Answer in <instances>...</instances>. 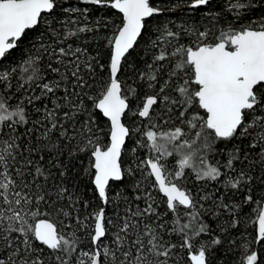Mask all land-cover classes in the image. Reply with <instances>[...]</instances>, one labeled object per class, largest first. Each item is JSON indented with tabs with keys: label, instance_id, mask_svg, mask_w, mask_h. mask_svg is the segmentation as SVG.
Returning <instances> with one entry per match:
<instances>
[{
	"label": "snow or ice",
	"instance_id": "snow-or-ice-1",
	"mask_svg": "<svg viewBox=\"0 0 264 264\" xmlns=\"http://www.w3.org/2000/svg\"><path fill=\"white\" fill-rule=\"evenodd\" d=\"M82 3L115 10L116 19L103 22L104 28L113 30L103 80L97 78L96 69L103 71L105 64L89 56L86 48L67 43L95 30L78 19L86 16L88 7H77L67 0H0V66L28 41L19 61L0 70V264H211L210 248L221 240H200L202 234L212 232L200 211L204 207L200 201L210 197L183 186L187 170L197 181L224 177L227 192L246 190L244 202L258 205L253 209L258 224L254 239L264 242V204L252 195L256 177L250 170L236 167L247 162L251 169L252 152L264 167V21L254 26L225 19L216 33L211 28L182 29L195 36L188 45L179 43V32L165 28L153 47H159L161 39L177 43L171 52L154 54L153 63L141 72L129 58L149 19L176 10L180 3L168 8L154 6L152 0ZM187 3L191 9L208 8L217 23L222 18L211 12L212 0ZM252 9L253 0H225L224 11L233 14V21L242 20L240 10ZM29 33L36 35L30 38ZM45 56L46 65L42 64ZM126 65L133 67L132 83L122 78ZM49 72L55 74L51 79ZM13 80L17 81L15 87ZM144 88L149 91H138ZM14 97L18 102L13 106L9 101ZM82 114H87L83 121ZM129 114L132 120L126 123ZM173 118L184 127L164 129L162 125ZM100 119L108 121L106 146L96 135L103 131ZM188 132L193 133L191 138ZM54 133H59L55 140ZM134 134L142 139L138 137L129 149L127 141ZM61 139L68 145L75 141L68 147L69 158L76 152L89 153L85 172L104 205L114 203L109 195L111 184L136 171L131 166L125 169L122 155L131 151L135 158L138 147L147 149L148 158L140 160L137 169L146 171L143 178L150 179L152 187L166 198V211H158L159 205L146 189L142 209L137 205L133 210L124 200L122 213L119 204L113 209L115 219L107 216L104 207L83 218L66 211L69 207L76 210L79 197L69 193L61 179L67 168L58 162L64 152ZM216 141L224 142L225 147L236 141L223 165L208 160ZM45 152L55 154L57 160L41 166ZM172 156L177 157L176 167L169 171L166 158ZM259 179L264 183V176ZM136 188H140L139 183ZM217 199L221 203L216 207L230 209L223 196ZM83 207H89L87 201ZM169 214V219H162ZM53 215L73 220L76 230L65 235L50 218ZM238 223L232 219L229 226ZM221 229L227 231L223 225ZM244 247L242 264H260L258 253ZM45 249L47 259L42 255Z\"/></svg>",
	"mask_w": 264,
	"mask_h": 264
},
{
	"label": "trees",
	"instance_id": "trees-1",
	"mask_svg": "<svg viewBox=\"0 0 264 264\" xmlns=\"http://www.w3.org/2000/svg\"><path fill=\"white\" fill-rule=\"evenodd\" d=\"M67 2L72 3L77 7H88L89 12L84 17H78L81 24H87L88 27H94L93 32L80 34L78 37H73L68 44H71L73 48L81 47L87 49V54L91 57H96L100 63L105 64L103 71L97 67L96 76L99 80H103L107 76V62L109 57V45L108 38L112 36L113 30L111 28H104L103 22L112 21L116 19L114 14L115 10L109 8H103L100 6H87L82 3V0H67ZM180 3V7L176 8L174 11H163L161 14L150 18L148 22L147 30L144 32L143 37L139 38L138 45L135 47V51L132 52V56L129 58L130 63L137 71L147 70V66L153 63L154 54H159L161 50H167L168 52L172 51L173 46L177 43L175 40H170L165 42L161 39L159 47H153V42L157 41V37L161 36V33L164 32L165 28L168 30L179 32L180 44H191L195 40V36L188 34L182 29H192L199 28L204 30L206 28H211L213 33H216L217 30L224 26L225 19L234 22L237 24H253L258 26L262 21H264V4L261 3V0H253V9L247 12L240 10L242 13V20L233 21V14L227 13L225 9V0H212L211 12L218 13L222 17L217 23L216 20L211 18V14L208 8H200L198 10L191 9L188 7L187 0H160L153 1L154 6L168 8L171 5ZM97 21H101L100 25H97ZM215 24V27L213 25ZM29 37H35L36 33H29ZM211 39V38H210ZM28 41H25L21 48L17 49L13 56L8 60L3 62V65L0 66V70H6L15 65L19 61L23 51H26ZM66 46V45H63ZM83 59V57H82ZM48 62V57L45 56L42 64L46 65ZM165 66L168 65V62H163ZM55 66V65H54ZM133 67L125 66L124 73H122V78L127 80L128 83H132L131 74ZM48 78L51 79L55 76L54 73H48ZM166 78V77H165ZM139 82V81H138ZM13 87L16 86L17 81L13 80ZM99 85H97L98 87ZM38 91V90H37ZM141 93L144 91H149L147 88L138 89ZM57 95H63L62 92H58ZM24 98V97H22ZM17 99L14 97L9 103L13 106L17 103ZM46 104L51 106L49 100L43 101ZM134 101V105H135ZM39 106V102H37ZM29 111H31V106H28ZM161 109H157L159 113ZM35 118V117H33ZM87 118V114H82L80 120L83 121ZM158 119V117H157ZM132 120L131 114L125 120L126 123H130ZM144 123H147L146 121ZM137 126H141L139 120L136 121ZM99 126L103 131L97 132L96 135L100 137V143L102 146H106L109 142L108 138V121L106 119L99 120ZM164 129L170 130L174 127H184L179 121L175 118L168 121V123L162 125ZM95 128V125H93ZM185 131H188L185 128ZM71 133V128H69ZM38 135V133H36ZM59 133L53 134V140L57 138ZM193 135L192 132H188L189 138ZM139 137V134H134L132 139L127 141L128 148L131 149L135 146L134 141ZM142 139V137H139ZM228 143L225 147L224 142L216 141L214 145V150L208 153V160L212 164L223 165L226 161L227 154L232 150L233 144ZM247 141H245L244 146H247ZM61 147L64 149L63 155L59 156L58 162H62L63 165H66V175L61 178L64 185L68 188L69 193L74 194L76 197H79V202L76 204V210L72 208H66V211H72L73 215L79 214L81 218L86 215L88 212L98 210L100 207H104L106 214L109 218L115 219L114 211L116 204L120 205L119 211L122 213L126 207L124 200L127 201V206L131 207L133 210L136 209L137 205L142 209L145 206V189L151 193V196L157 204L159 205L158 211L164 213L166 211V204L163 202L166 198L162 196L155 188L152 187V182L150 179H144L143 177L147 175L146 171L142 173L140 169H137V164L140 160L147 159L146 152L142 148H137L135 158L134 154L131 151H128L126 154L122 155L124 161V167H132L136 169L134 174L126 175L122 182H113L109 189L110 198L114 203L104 205L101 200L98 198V195L95 191L94 185L91 183V176L86 174L85 169L89 168L90 156L87 152H76L71 158L68 156V147L74 146L75 141H72L71 145H68L67 141L61 139ZM45 159L39 161L41 166H47L49 161H56L57 157L55 154H49L47 152L43 153ZM168 163L171 165H176L175 161L176 156L167 157ZM249 161L253 162L251 169L247 168V162L245 164H237L236 167L239 170L240 168H245L250 170L251 173L256 177V180L252 184L254 191L252 195L255 200L259 201L260 204L264 203V200L260 198L264 196V183L260 182V177L264 176V167H261L259 163V157L256 152L249 153ZM176 167V166H175ZM224 171L225 169H221ZM53 173L56 176H59V173L55 168L52 169ZM185 180L181 183L183 186L192 189L194 193L199 195L207 194L210 199L207 201H200L204 205L200 211L202 212V220L205 224L209 225L212 229L210 234H202L200 237L201 242H209L210 239L219 238L221 243L219 245H213L210 248V260L211 264H242V259L246 255L245 245H247V251H256L260 259V264H264V242L256 243L254 237L257 235V223L256 213L253 209L257 208V204H248L244 202V195L246 190L238 191L232 190L227 192L224 187V177L220 181H197L195 179L194 173L190 170ZM61 180H57L56 183H60ZM139 183L140 188L137 189L136 185ZM119 194V195H118ZM137 196H140V199H136ZM223 196V202L230 205L229 210L216 207L217 204L221 203L217 197ZM123 198V200L121 199ZM87 201L89 207L86 209L83 207V203ZM61 204L66 203V201H61ZM236 205L240 207L232 211L231 209L235 208ZM78 210V211H77ZM169 216H162V219H169ZM53 222L57 224L58 229H60L65 235L69 231H75V223L73 220H69L64 217H57L55 215L50 217ZM232 219H237L239 223L235 227L229 226ZM71 224L72 227L69 228L68 225ZM227 228V231H223L221 226ZM80 235V233H78ZM85 240L87 237H83ZM173 242L178 243V241L173 237ZM48 250L45 249V252L42 254L45 259H47ZM181 256L186 261V253L182 252Z\"/></svg>",
	"mask_w": 264,
	"mask_h": 264
},
{
	"label": "rangeland",
	"instance_id": "rangeland-1",
	"mask_svg": "<svg viewBox=\"0 0 264 264\" xmlns=\"http://www.w3.org/2000/svg\"><path fill=\"white\" fill-rule=\"evenodd\" d=\"M142 150H144V151L146 152V155H147V158H148V155H149L148 150L145 149V148H142ZM175 166H176V165H173V166H172L171 163H168L169 171H173V170H175Z\"/></svg>",
	"mask_w": 264,
	"mask_h": 264
},
{
	"label": "water",
	"instance_id": "water-1",
	"mask_svg": "<svg viewBox=\"0 0 264 264\" xmlns=\"http://www.w3.org/2000/svg\"><path fill=\"white\" fill-rule=\"evenodd\" d=\"M153 1H160V0H152V2H153ZM138 40H139V39H138ZM162 196H163V195H162ZM263 204H264V203H263ZM257 231H258V224H257Z\"/></svg>",
	"mask_w": 264,
	"mask_h": 264
}]
</instances>
